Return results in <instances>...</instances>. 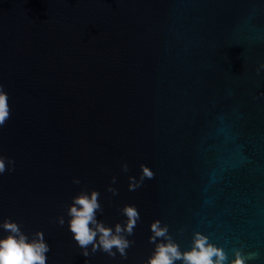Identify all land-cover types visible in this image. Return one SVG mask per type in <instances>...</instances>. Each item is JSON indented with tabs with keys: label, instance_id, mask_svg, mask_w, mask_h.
<instances>
[{
	"label": "water",
	"instance_id": "95a60500",
	"mask_svg": "<svg viewBox=\"0 0 264 264\" xmlns=\"http://www.w3.org/2000/svg\"><path fill=\"white\" fill-rule=\"evenodd\" d=\"M262 64L264 0H0V155L15 161L0 223L43 231L47 264H144L156 220L182 251L199 231L229 264L236 249L264 264ZM142 164L155 176L130 191ZM82 190L107 226L139 210L127 259L82 254L67 215Z\"/></svg>",
	"mask_w": 264,
	"mask_h": 264
},
{
	"label": "clouds",
	"instance_id": "9594fccd",
	"mask_svg": "<svg viewBox=\"0 0 264 264\" xmlns=\"http://www.w3.org/2000/svg\"><path fill=\"white\" fill-rule=\"evenodd\" d=\"M260 68H264V64ZM260 68L257 69L258 73ZM10 116L9 96L4 86L0 84V127L6 124ZM6 161L10 167H6ZM140 167L142 174L139 180L134 176L129 177L130 191L141 187L145 178L153 179L155 176L150 167L143 164ZM14 170L15 161L0 155V174ZM123 171H128L127 163L123 165ZM73 182L80 184L79 179ZM115 182L116 177H113L112 183ZM108 191L113 195L118 194L116 188L109 187ZM99 197L100 192L97 190H92L90 194L82 190L72 198V203L67 209V215L70 217L68 226L72 237L83 250L82 254L85 257L102 251L115 258L118 251L122 258L127 259V249L134 244V241H130L127 237L134 234V229L141 219L140 212L135 205H125L121 210L127 218L125 223H116L114 228L107 226L104 221L97 218L98 212L103 213ZM58 223L60 226L65 224L63 216L58 217ZM0 228L8 233L6 237L0 238V264H47V253L51 249L45 241L43 231H37L29 238L22 231L21 225L11 218L3 220ZM151 232L149 242L155 244V249L144 264H176L177 261L182 264H229V257L225 250L210 242V238L199 231L193 234L191 249L183 251L169 233L168 225L162 226L160 220L151 224ZM89 246H91V253L88 250ZM258 255L256 252L245 255L242 250L236 249L234 250L235 258L230 261V264H248L249 260L255 259Z\"/></svg>",
	"mask_w": 264,
	"mask_h": 264
}]
</instances>
